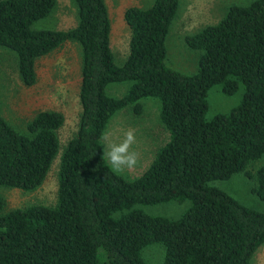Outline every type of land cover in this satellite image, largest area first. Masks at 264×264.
Returning a JSON list of instances; mask_svg holds the SVG:
<instances>
[{
    "label": "trees",
    "instance_id": "trees-1",
    "mask_svg": "<svg viewBox=\"0 0 264 264\" xmlns=\"http://www.w3.org/2000/svg\"><path fill=\"white\" fill-rule=\"evenodd\" d=\"M72 2L74 29L34 31L57 0H0V47L17 55L24 86L36 82L35 62L66 42L80 48L82 77L77 131L59 156L57 203L4 213L0 196V264H145L142 251L152 244L163 246V264H250L264 245V215L209 183L243 173L264 203V165L249 169L264 157V0L231 6L217 24L186 37L202 52L192 76L165 64L179 0L125 10L131 37L121 64L110 46L105 0ZM125 82L131 86L122 98L107 95L108 86ZM240 85L241 102L208 121L209 90L220 86L233 96ZM148 98L159 101L169 140L138 179L127 181L102 157L101 136L123 109L140 116ZM64 122L63 114L43 111L20 133L0 117V187L42 186ZM184 201L191 205L178 219L135 209Z\"/></svg>",
    "mask_w": 264,
    "mask_h": 264
},
{
    "label": "rangeland",
    "instance_id": "rangeland-1",
    "mask_svg": "<svg viewBox=\"0 0 264 264\" xmlns=\"http://www.w3.org/2000/svg\"><path fill=\"white\" fill-rule=\"evenodd\" d=\"M137 0H105L111 28L110 46L117 64L124 62L129 52L130 30L123 19L126 8L135 4ZM155 0L141 1V8H150ZM255 0H179L176 19L172 22L166 41L165 64L170 69L183 75H196L198 72V61L201 51L191 49L186 44V37L202 31L205 27L217 24L226 14L231 6H247ZM69 6V0H60V8ZM69 8V7H68ZM66 17H68L66 15ZM54 28L51 17L35 22L31 29L34 31ZM76 58V49L63 46L54 51L48 57L37 63V71L41 74L39 79V91L45 92L44 107L48 110L60 111L65 117L63 127L58 131L60 141V152L52 163L42 186L34 191H22L8 187H0V196L5 201L3 212L15 209H25L32 206H54L57 203L58 169L60 154L68 141L72 139L77 131L79 107L76 99L71 96L73 69L66 65L67 59ZM17 55L6 48L0 47V117L4 111V103L8 101L7 91L9 78L19 79ZM71 77V80H70ZM70 80L71 83L68 84ZM20 80V79H19ZM131 83H115L107 88V95L113 98H122L130 88ZM10 87V86H9ZM37 87L31 88L29 92L35 96ZM244 86L233 96L223 94L220 86L212 87L207 96L209 109L206 119L210 121L218 114H227L242 100ZM65 94H69L66 96ZM143 106L142 114L135 115L131 107L118 112L109 122L107 133L115 142L123 139V134L129 128L134 129L137 142L133 149L140 154L137 167L131 171L117 173L127 181L138 179L149 167L157 151L169 140V134L164 129L159 119L160 103L157 99L148 98L140 101ZM31 114V113H29ZM6 120V119H5ZM16 131L23 133L26 127L19 128L14 123L6 120ZM106 159V158H105ZM108 165V160L106 159ZM250 170H255L264 165V157L252 162ZM210 186L216 187L232 197L242 206L257 211L264 215V203L251 193L255 181L247 179L243 173L236 174L226 181H213ZM189 201L183 203L170 202L153 206H137L135 209L152 217H164L168 219L180 218L190 207ZM118 214H116L117 216ZM145 264H163L164 248L160 244H152L142 251ZM250 264H264V245L256 252Z\"/></svg>",
    "mask_w": 264,
    "mask_h": 264
},
{
    "label": "crops",
    "instance_id": "crops-1",
    "mask_svg": "<svg viewBox=\"0 0 264 264\" xmlns=\"http://www.w3.org/2000/svg\"><path fill=\"white\" fill-rule=\"evenodd\" d=\"M141 1H143V0H137L135 2V4L130 6V7H136V8L143 9V8H141ZM68 7L65 9H61L60 8V0H57V6L52 13V20L54 22V28L46 29V30L69 31V30L74 29L77 26V12H76L75 6L73 5L72 0H69V6ZM130 7H128V8H130ZM66 15L68 17H66ZM123 19H124V13H123ZM111 28H112V25H111ZM110 37H111V32H110ZM65 45L68 47H73L74 49H76V58L75 59H67L68 61L66 62V65L64 67L71 65L72 69L74 71L73 77H72L74 84L71 86L72 91L70 94H71L72 98L76 99V101L79 104L78 105V107H79L78 120H79V117L81 114V106H80V101H79V91H80V86H81V82H82L80 48H79L78 44L73 43V42H66L61 47L65 46ZM58 49H56L55 51H57ZM50 54H48V55H50ZM48 55L38 59L35 62L36 82L33 86H31V87L24 86L22 84V82L19 80L20 78L19 79L17 77L14 78V76L9 78V80H8V85L6 87L9 89H8L6 94H7V97L9 99H8V101H6L4 103V111H3L1 117L3 119L8 120L11 123H14L19 128H24V126L26 127V125L39 112L55 111V110L45 109V107H44L45 92L43 91V89H41V91H39V86H38L39 85L38 84L39 79H41V74L39 71H37V63L41 59L48 57ZM70 80H71V77H70ZM70 80L68 81V84L71 83ZM34 87L38 88V89H36L35 96L31 95V93L29 92V90L31 88H34ZM65 95L69 96V94H65ZM55 112H59V113L63 114L60 111H55ZM29 113H31V114H29ZM64 120H65V117H64Z\"/></svg>",
    "mask_w": 264,
    "mask_h": 264
},
{
    "label": "clouds",
    "instance_id": "clouds-1",
    "mask_svg": "<svg viewBox=\"0 0 264 264\" xmlns=\"http://www.w3.org/2000/svg\"><path fill=\"white\" fill-rule=\"evenodd\" d=\"M110 133H104L101 136L103 144V156L105 157L111 168L117 173H124L135 169L140 160V154L133 149L137 138L134 129L129 128L123 134L120 142H115L110 138Z\"/></svg>",
    "mask_w": 264,
    "mask_h": 264
}]
</instances>
